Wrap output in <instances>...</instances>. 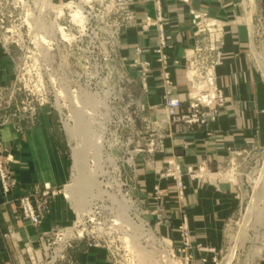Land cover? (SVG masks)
I'll use <instances>...</instances> for the list:
<instances>
[{
  "label": "rangeland",
  "instance_id": "374dc122",
  "mask_svg": "<svg viewBox=\"0 0 264 264\" xmlns=\"http://www.w3.org/2000/svg\"><path fill=\"white\" fill-rule=\"evenodd\" d=\"M135 1L0 0V48L12 75V80L0 83V128L12 130L11 140L0 136V159L8 187L5 190L0 181L2 193L10 196L21 188L26 173H32L35 182L17 198L12 208L15 217L28 222L21 197L46 191L48 207L40 222L31 224L38 229L51 202L57 200L63 218L61 225L39 231L37 244L22 243L14 230L4 233L9 253L5 264H47L46 254L53 256L54 248H63L62 241L55 244L49 238L69 235L70 228L92 213L95 201L102 223L97 234L102 242L95 247L105 250L109 264H173L168 261L170 240H181L179 226L184 221L189 226L187 197L178 198L172 178L162 177L176 160L167 144L173 137H160L152 113L146 111L133 116V130L122 133L123 141L103 146L99 144L100 132L95 130L97 107L103 102L90 99V95L109 92L126 95L130 86L132 95L143 96L138 82H127L128 74L135 78L140 74V67L132 64L139 42L128 43L124 38L139 20L135 17L116 35L109 31L110 24L126 21ZM240 4L248 28V54L264 80V0H240ZM103 7L111 9L104 18L83 17L84 9ZM216 70L215 66V75ZM142 100L149 103L144 96ZM41 125L47 127L46 137L28 140L27 135ZM250 146V151L235 154L222 170L226 179L237 184L240 208L221 229V247L215 250L197 243L203 239V229L189 226L198 259L193 264H264V146L256 141ZM77 147L83 162L80 169L76 166ZM117 160L128 194L116 191V182L109 179ZM59 163L68 179L54 184L53 173ZM36 199H32L34 204ZM3 205L0 203V208ZM85 246L94 245L87 238H75L64 250L66 260L58 264H77L76 250ZM196 252L203 254L197 256ZM210 252L217 255V262L210 260Z\"/></svg>",
  "mask_w": 264,
  "mask_h": 264
},
{
  "label": "crops",
  "instance_id": "0c3cea01",
  "mask_svg": "<svg viewBox=\"0 0 264 264\" xmlns=\"http://www.w3.org/2000/svg\"><path fill=\"white\" fill-rule=\"evenodd\" d=\"M160 4L165 32L171 36L173 42V47L167 49L174 83L173 90L183 98L189 88L183 70L184 53L186 49L195 45V26L192 24L191 10L207 12L210 16L225 22V32L220 47L221 56L215 72V81L224 93V105L216 120L207 126H196L193 130L180 132L167 141L174 158L185 172L184 197L188 199L186 209L189 226L203 229V239L197 243L216 250L221 247V229L240 208L236 193L237 184L231 179H226L227 177L222 173L224 165L232 161L235 154L249 150L252 142L256 141L260 146H264V80L248 54V28L244 23V11L240 0H191L189 3L180 0H161ZM131 8L135 11L139 25L125 32V42H139L140 46L147 48L144 58L152 62L155 70L149 77V90L145 101L158 104L164 92L158 77L156 55L153 52L158 42V26L155 23L147 27L142 26L146 24L147 17L157 18V6L154 0H136ZM9 67L8 59L2 55L0 48V83L2 84L12 80ZM46 131L47 127L41 125L35 128L33 133L28 134L27 139L41 141L46 137ZM0 136L10 138L11 128L5 126L0 128ZM21 146L20 142L19 147ZM15 147L18 148V146ZM33 147L36 149V146ZM62 165L59 163L57 171L53 173L55 179L53 183H61L68 179L67 171ZM188 167H192L195 171L202 168L203 174L199 173L202 176L190 178L186 173ZM26 174L27 179L23 178L21 188L8 197L3 195L0 186V203H4L0 208V264H5L8 260L7 241L3 235L7 231L14 230L20 234L22 243L37 244L39 231L48 230L63 223L60 200L51 202L49 214L42 219L38 229L31 222L15 217L12 208L17 198L26 193V190L35 182L32 173ZM164 184L166 180L163 181ZM76 251L77 264H109L106 252L102 248L85 246ZM200 254L203 252H196L197 256ZM215 255L210 252L211 261Z\"/></svg>",
  "mask_w": 264,
  "mask_h": 264
},
{
  "label": "built area",
  "instance_id": "2783aa9c",
  "mask_svg": "<svg viewBox=\"0 0 264 264\" xmlns=\"http://www.w3.org/2000/svg\"><path fill=\"white\" fill-rule=\"evenodd\" d=\"M131 3L132 0H125ZM157 6L158 16L156 19L147 17L144 27L155 23L158 26V42L153 52L155 53L156 61L158 63L159 79L164 89L162 100L158 104L145 103L142 97H146L149 90V77L153 70L152 62L144 58L147 48L138 45L134 51L136 60L132 63L134 66L140 67V74L138 78L132 75H127V82L130 85H135L138 82L142 88L143 96L138 97L132 95V92H127L126 95H90V99L101 100L103 105L97 108L96 116L98 122L96 123L95 130L100 132L99 144L107 147L118 145L123 141V132L133 130V116L143 115L146 111H150L153 116V123L155 129L160 132V137H174L180 132H187L193 130L194 127H204L210 122L216 120L220 109L224 105L225 97L223 91L218 87L215 81L214 68L220 60L222 37L225 32V22L210 16L207 12L191 10L192 24L195 26L194 37L195 45L185 50L184 59L185 66L183 68L184 75L188 81L189 88L186 96L183 98L175 93L172 74L170 71V62L167 49L173 47V42L170 35H167L163 26L164 17L161 14V0H154ZM184 3H189L191 0H180ZM252 1V0H251ZM98 3V2H97ZM101 7L100 3H98ZM92 10H85L87 14L83 17L90 15L93 18H104L105 14H109L111 9L91 8ZM136 17L134 11L130 8L127 12L124 22L113 23L109 26V31L116 35L122 26H126ZM252 19V16H251ZM106 24H109L108 22ZM94 108V107H93ZM96 108V107H95ZM106 113L105 115H103ZM118 160L114 164V171L109 175L115 184L116 191L124 192L127 181H123L122 170L119 168ZM2 161L0 159V181L5 190L8 189L6 182V175L2 169ZM202 168L195 171L192 167H188L187 174L190 178L202 176ZM185 172L181 164L173 159L170 162V169L168 173L163 175V178H172L176 196L180 199L184 198L186 191V183L184 180ZM126 179V178H125ZM117 181H120L117 183ZM123 187V188H122ZM162 191V190H161ZM128 194L127 191L124 192ZM33 195L21 197L20 203L23 206L24 214L33 224H37L41 220L43 211L48 207V192H43L42 195ZM33 197L37 201L34 204ZM98 202H93L92 213L85 215L81 218L77 225L70 228L69 235L59 234L56 237H50L49 242L58 243L62 241L63 248L61 250L54 248V255L46 254L47 264H58L66 260L64 250L67 244L75 238H87L90 245L98 246L102 240L97 234L101 229V222L98 217ZM81 227V230L77 229ZM181 233V240L179 242L170 240L168 261L173 264H193L198 259L195 257L192 246H194L191 231L186 221L179 226ZM106 242V240H104ZM50 244V243H49ZM200 247V246H199ZM47 249V248H46ZM204 249L200 247L199 250ZM215 262L218 257H213ZM197 264V263H196Z\"/></svg>",
  "mask_w": 264,
  "mask_h": 264
},
{
  "label": "bare ground",
  "instance_id": "6f19581e",
  "mask_svg": "<svg viewBox=\"0 0 264 264\" xmlns=\"http://www.w3.org/2000/svg\"><path fill=\"white\" fill-rule=\"evenodd\" d=\"M253 24V23H252ZM64 29V28H63ZM253 30V29H252ZM65 35V34H64ZM47 41V40H46ZM48 43V42H47ZM263 65V64H262ZM263 67V66H262ZM61 94V93H60ZM75 102H77V103H80V100L78 99V98H75V100H74ZM83 128V127H82ZM79 149H80V147L78 148H75V158L77 159L76 160V166H77V168H82L83 166L81 165V163H83L82 161L80 162V157H81V152L79 151ZM83 152V151H82ZM258 180H259V178H257ZM257 181V180H256ZM89 184V183H88ZM73 194V191L72 192H70L69 194H68V196H70V195H72ZM92 201V200H91ZM90 202V201H89ZM253 204V203H252ZM251 206H250V208H248V212L250 213V211H251ZM262 215H263V213H262ZM248 216V215H247ZM125 240V239H124ZM230 255V254H229ZM149 256V255H148ZM145 257V256H144ZM146 257H147V255H146ZM148 258V257H147ZM141 262H142V259L140 260ZM142 263H144V261L142 262ZM144 264H146V263H144Z\"/></svg>",
  "mask_w": 264,
  "mask_h": 264
}]
</instances>
